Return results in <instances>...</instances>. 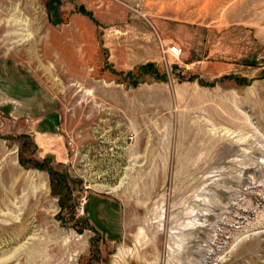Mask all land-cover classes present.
Returning a JSON list of instances; mask_svg holds the SVG:
<instances>
[{
    "label": "rangeland",
    "instance_id": "rangeland-1",
    "mask_svg": "<svg viewBox=\"0 0 264 264\" xmlns=\"http://www.w3.org/2000/svg\"><path fill=\"white\" fill-rule=\"evenodd\" d=\"M0 264H264V0H0Z\"/></svg>",
    "mask_w": 264,
    "mask_h": 264
},
{
    "label": "trees",
    "instance_id": "trees-1",
    "mask_svg": "<svg viewBox=\"0 0 264 264\" xmlns=\"http://www.w3.org/2000/svg\"><path fill=\"white\" fill-rule=\"evenodd\" d=\"M140 70L143 71V72L146 71L148 74H152V75H154L156 77H159V71H158V69H154V65L153 64H148V65L142 66L140 68ZM236 79L238 80L239 83L242 82V80H240L239 78H236ZM38 167L40 168V166H38ZM60 201L63 204V201L62 200H60Z\"/></svg>",
    "mask_w": 264,
    "mask_h": 264
},
{
    "label": "built area",
    "instance_id": "built-area-1",
    "mask_svg": "<svg viewBox=\"0 0 264 264\" xmlns=\"http://www.w3.org/2000/svg\"><path fill=\"white\" fill-rule=\"evenodd\" d=\"M166 53L175 58H180L183 53V50L179 46L173 45L167 49Z\"/></svg>",
    "mask_w": 264,
    "mask_h": 264
},
{
    "label": "water",
    "instance_id": "water-1",
    "mask_svg": "<svg viewBox=\"0 0 264 264\" xmlns=\"http://www.w3.org/2000/svg\"><path fill=\"white\" fill-rule=\"evenodd\" d=\"M82 10H85V7L84 6L82 7Z\"/></svg>",
    "mask_w": 264,
    "mask_h": 264
}]
</instances>
